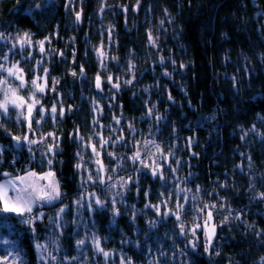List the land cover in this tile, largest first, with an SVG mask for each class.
I'll list each match as a JSON object with an SVG mask.
<instances>
[{
    "label": "trees",
    "instance_id": "16d2710c",
    "mask_svg": "<svg viewBox=\"0 0 264 264\" xmlns=\"http://www.w3.org/2000/svg\"><path fill=\"white\" fill-rule=\"evenodd\" d=\"M24 32L32 34L33 46H37L35 41L50 37L45 42L49 89L51 78H58L59 83L54 91L41 95V102L46 109L53 104L58 110L62 106L65 114H57L55 122L47 117L30 131L27 121L17 118V109L10 108L7 115L0 113V183L23 177L21 173L27 169L51 168L64 195L55 205L36 206L34 212L42 211L44 217L36 222L35 232L14 215L0 212V255L10 247L3 241H14L22 250L24 264H119L121 254L133 257L135 264H148L153 257L167 264H264L260 260L264 256V204L252 200L248 191L250 176L256 188L264 191V142L260 139L264 134L260 119L264 117V0H0V33L9 37L0 41V55L12 59L9 49ZM149 33L155 44L149 43ZM222 33H227V38ZM101 46L107 53L104 67L96 52ZM38 49L35 55L41 56ZM130 63L135 67L130 69ZM20 66L30 81L36 73L34 60L21 61ZM97 74L102 78L101 89L95 86ZM108 76L113 77L112 83L119 79V90L108 82ZM124 80L133 82L126 85ZM213 115L215 119H211ZM113 117H119L120 123ZM253 125L259 133L249 131ZM76 129L85 137L83 142L72 138ZM48 132L60 138L55 156L46 154L44 143L29 146L22 141L20 147L13 140L25 135L38 140ZM95 132L112 139L124 136L123 141L109 143L102 150L105 167L115 169L102 174L113 176L107 183L133 177L126 189L117 185L122 196L117 198L120 215L114 224L110 204L100 213L76 203L82 192L111 200L106 184L84 183L81 177L87 172L75 168L80 153L95 177V155L84 146L90 138L91 143L98 141L99 137L92 135ZM150 139L164 150L157 159L164 181L130 159L136 147ZM169 152L174 155L165 160ZM48 159H52L51 165ZM249 160L252 169L248 168ZM177 186L191 192L178 193ZM185 196L183 221L188 227L194 217L204 216L198 208L217 206L213 221L218 233L208 252L202 231H197L199 239L193 249L191 232L179 234L174 216H157L153 208L145 207L167 199V207L172 208L178 200L183 203ZM65 205L57 227L52 221ZM229 209L240 219L220 223ZM161 210H166L164 205ZM148 220L159 223L149 227ZM248 224H252L251 229ZM93 233L107 237L102 246L113 250L107 261L95 251ZM125 238L139 244L123 243ZM78 239L85 240L83 248L76 246ZM51 240L59 241L58 250ZM36 243L46 245L57 260L48 258L47 251L41 259ZM161 251L165 253L162 257ZM73 256L77 261L62 259Z\"/></svg>",
    "mask_w": 264,
    "mask_h": 264
},
{
    "label": "snow or ice",
    "instance_id": "6c2138e0",
    "mask_svg": "<svg viewBox=\"0 0 264 264\" xmlns=\"http://www.w3.org/2000/svg\"><path fill=\"white\" fill-rule=\"evenodd\" d=\"M139 2V0H138ZM103 9H101L102 11ZM80 13H76V20H80ZM163 23V21L161 22ZM9 37H7L4 33H0V41H6ZM16 44L12 45V49L16 48L17 44L20 46L21 49H23L25 46H32L34 41L32 38V34L29 32H24L22 35L17 36L16 38ZM50 41V37H44V39L35 41V44L39 46V52L42 54H47V49L45 48V42ZM155 39L152 37L151 33H149V43L155 44ZM12 49H9L10 51ZM51 51H56L55 49ZM0 52H2V48H0ZM98 57L101 59V67H104V59L107 58V53L104 52L103 46L96 49ZM59 55L63 56L64 53L61 51ZM264 59V56L261 57ZM8 55H0V60L3 61V63H0V73H6L7 75L0 79V93H2V98H0V113L7 114L9 112V108L14 109H20L18 119L20 117H23L27 121V126L30 131H33V125L34 124H40L42 121L45 120L46 116H51L53 122L57 119V114L60 117H63L65 114L64 108L61 106L59 110L57 109L56 104H53L50 109H46L41 102V100L38 98V94L45 93L46 90H55V85L59 83L58 78H51V84L52 87L49 89V69L47 67H44L42 69L43 75H36L31 78L30 81L25 79V73L24 69L20 67L19 61L11 64V66H8ZM112 59H117L116 57H112ZM165 58L160 57V60L163 61ZM37 66H41L44 61L38 60ZM173 64H175V61H172ZM135 65L130 63L129 68H134ZM181 67H184V65H181ZM84 73V68L81 66L80 68V74ZM72 75L75 77L77 76V72L73 71ZM165 75H170L169 73H165ZM8 77H12L15 80L19 81L18 85H12L9 83ZM135 77H133L134 79ZM233 79H235L233 77ZM107 80L109 83L112 84V87L116 90H119L120 88V82L117 78V82L112 83L113 77L108 76ZM132 80H124L123 83L126 85L132 84ZM31 85L30 88V95L25 97L24 95L20 94V90L24 89L26 86ZM95 86L97 89H101L102 86V78L99 74L95 77ZM147 91V89H145ZM169 99L171 100L172 97L169 96ZM154 107V106H153ZM69 111L71 108L68 109ZM98 111L102 112V109H97ZM152 112V109H148V113L150 114ZM34 113L39 115V119H35ZM163 117H158L157 119H162ZM113 119L116 121L117 124L120 123L119 117H113ZM262 121H264V117H260ZM95 123H99L98 120H94ZM2 127V125H0ZM128 128L131 131H135V128L129 124ZM255 125L249 131H254ZM112 132H115L116 129H111ZM95 137H99L98 141L96 143H91V138L89 139V143L84 145L85 147H90L92 150V153L95 155L96 159L94 163L96 164V173L95 177L92 172L88 171L85 168L84 163V157L77 153V156L79 157L80 162L76 163L75 168L77 170H80L82 168H85V171L87 172V176H82L81 179L84 183L87 182H99L101 185L107 186L108 190L115 189L117 187V184L121 189H126L128 187V184L130 181H132L133 177H120L118 181L114 183H107L113 181V176L108 175L104 176L103 173L107 171L115 172V169H107L103 163V160L101 159V153L102 150L107 147L109 143H117L119 141L124 140V136H118L115 139H112L111 136L105 138L102 133L95 132L92 134ZM247 135V133H245ZM52 139V143H47L48 139ZM73 139L79 140L83 142L85 140V137L80 134V130L76 129L74 130ZM13 140L16 141L17 145L22 147V141H26L29 146L33 144L38 143H44L46 144L47 153L52 154L53 156L56 155V150L60 148V138L56 135L55 132H48V133H42L40 135V138L38 140L30 139L27 135L25 136H14ZM192 140L189 139V143L191 144ZM144 145V151L140 147H136V150L133 152L131 156V160L135 162H139L144 169H148L153 177H159L160 179L164 177V173L162 171V165L157 162V159L159 158V155L163 154V149L159 144H156L154 141L145 140L141 142ZM97 144L99 145V150L97 147ZM152 145L155 148V152H152L151 150H148L147 146ZM2 150V149H0ZM31 150V148H29ZM108 156L115 157V153L108 152ZM174 155L173 152H169L167 155L164 156L165 160H167L168 156ZM243 155V154H242ZM143 156L147 157H155L156 159H153L150 163L146 162ZM47 163L51 165L53 163L52 159H48ZM177 163V161H176ZM172 171H176L175 168L172 169ZM4 175H10L8 173H5ZM16 179H19L22 183H28L29 188L31 189L30 192H27L25 189H21L20 192L17 194L15 198L8 197L6 195V186L4 184H0V202H2V207H0V212L5 214L14 215L19 223L28 225L29 230L32 232L36 231V222L40 221L44 217V213L42 211H36L34 212L35 206L41 204V202L49 203L51 204L54 201H58L61 199V197L64 195L61 189L60 181L56 177V173L49 170L48 172L43 173L42 175H38L35 172H29L24 177H18ZM40 180H47L48 183L41 185L39 183ZM31 181V183H29ZM224 187V185H221ZM199 191V189H197ZM107 195V193H105ZM145 196L148 195L147 192L144 193ZM163 195V193L161 194ZM264 195V194H262ZM88 196L90 197V200L88 202V208L93 211H99L100 213H103L106 209H108V205H111L110 211L112 212L113 216L120 215V209L116 207L117 200L115 197L122 196L121 192L117 191L116 195L113 196V198L109 201L107 199H101L100 196H98L96 193H88ZM84 197L81 196L79 199L76 200L77 205H81ZM183 203L179 200L176 202L175 206L172 208H168L167 204L169 201L167 199L161 200L160 204H146L145 207H151L155 210V214L157 216L161 217H169L174 216L175 222L178 223L179 226V234L183 235L186 232H191L192 236L194 237L193 241H191V247L193 249H196L197 243L196 240L199 239L197 236V231L200 230L203 232L204 236L206 237L207 243L205 244L204 250L205 252H208L213 247V240L216 237L217 234V224L213 223L214 215L213 212L216 209L215 204H205L202 207L198 208L197 211L200 213H204V216L202 219L193 218V222L190 227L186 226L183 221V214L187 211L185 208V204L188 201V197H183ZM195 199V197H193ZM121 202H123L121 200ZM95 205V207H94ZM161 205H164L166 210H161ZM67 205L64 207L59 208L57 212V219L53 220L52 222L59 227V220L61 218V214L65 212ZM220 207H223L221 205ZM7 218V217H5ZM135 218V214L133 216ZM51 219V218H50ZM159 223L157 220H151L149 221L150 226H156ZM107 237H101L96 235L95 233L91 236L92 245L97 253H100L104 258L105 261L108 260V258L113 254V250H105V248L102 246V243L104 240H106ZM5 245H9L10 247H5L3 250V254L0 255V264H24L23 257L21 255L22 250L19 249L14 241H3ZM51 243L57 247V250L59 248V241L58 240H51ZM76 246L78 248H83L85 246V240L84 239H78L76 240ZM123 243H133V244H139V242L136 241H128L124 240ZM36 249L40 250L41 259L45 258V252L47 251V246L37 243L35 245ZM165 253L161 251L160 256H164ZM216 255H219V253H216ZM47 257L50 258L53 261L57 260V257L52 254V252L47 251ZM64 260L69 261H77L78 257H63ZM119 264H135L133 257L127 256L126 254H121L118 257ZM154 264H167V262H162L159 259H155Z\"/></svg>",
    "mask_w": 264,
    "mask_h": 264
},
{
    "label": "rangeland",
    "instance_id": "374dc122",
    "mask_svg": "<svg viewBox=\"0 0 264 264\" xmlns=\"http://www.w3.org/2000/svg\"><path fill=\"white\" fill-rule=\"evenodd\" d=\"M14 44H16V42L14 43ZM13 45V44H12ZM39 46L37 45L36 47H33L32 48V50L33 51H35L36 52V50H37V48H38ZM10 49H12V46H11V48ZM36 49V50H35ZM9 52L10 53H12V59H8V62H7V64H8V66H11V64H13V63H15V62H17V61H19V64H20V62L21 61H24V60H30V61H33L34 60V68H35V75L34 76H36V75H43V72L42 71H40L41 70V68H44V66H45V60H48L49 59V54H46V55H41V56H36L35 55V52H30V53H27L26 51H25V49L23 48V49H21L20 47H18V46H16V48H14V49H12L11 51L9 50ZM19 55V56H21V58L20 59H14V56H16V55ZM28 54V55H27ZM43 59V61H44V63L41 65V66H37V61L38 60H42ZM21 68H23V66H20ZM46 67V66H45ZM7 74L5 73V75L4 76H1V74H0V79H3L5 76H6ZM25 79H26V77H25ZM8 80H9V83H11L12 85H18L19 84V81H17V80H15L14 78H12V77H8ZM29 88H31V85L29 84L28 86H26L24 89H21L20 90V94L21 95H24L25 97H27V96H29L30 95V89ZM25 90H27L28 92H27V95H25L23 92L25 91ZM44 94V93H43ZM47 94V93H46ZM46 94H44V96L46 95ZM42 94H38V98L41 100V98L42 97H44V96H41ZM0 98H2V93H0ZM45 107V106H44ZM11 108V107H10ZM9 108V109H10ZM46 108V107H45ZM21 110L20 109H17V112L19 113ZM8 114V113H7ZM7 114H5V115H7ZM34 115V117H35V119H39V115H37L36 113H34L33 114ZM47 117H51L50 115L49 116H46V118ZM23 118V117H22ZM45 118V119H46ZM52 118V117H51ZM43 122V121H42ZM42 122L40 123V124H35V125H41L42 124ZM151 141H153V140H151ZM156 144H158L157 142H155ZM160 145V144H159ZM141 149H142V151H144L145 149H144V145L142 144V143H140V146H139ZM147 148H148V150H151L152 152H155V148L152 146V145H148L147 146ZM99 150V149H98ZM96 158V157H95ZM142 158H144L145 159V161L146 162H151L153 159H156L155 157H147V156H143ZM85 163V162H84ZM137 164H140L139 162H137ZM85 168L89 171L90 170V168H89V166L85 163ZM85 168H83L84 170H85ZM49 170H51V171H53L51 168H48L47 170H42V171H37V170H35V169H27L26 171H24V172H22L21 174H24L23 175V177L24 176H26V174L27 173H29V172H35V173H37L38 175H42L43 173H45V172H48ZM54 172V171H53ZM91 172V171H90ZM104 174V173H103ZM131 176V175H130ZM56 177H57V175H56ZM134 178H137V176L136 177H134ZM57 179H58V177H57ZM59 180V179H58ZM133 180V179H132ZM29 183H31V181L29 182ZM39 183L41 184V185H43V184H46V183H48V181L47 180H40L39 181ZM130 183H131V181L129 182V184L128 185H130ZM0 184H4L5 186H6V195L8 196V197H11V198H15L16 196H17V194L20 192V190L21 189H25L27 192H30L31 191V189L29 188V184L28 183H22L19 179H13V180H9V181H1V183ZM118 185V184H117ZM119 186V185H118ZM84 190V189H83ZM123 190V189H122ZM115 191H119L120 192V189L117 187V188H115ZM88 193H91V192H85V193H81V196H83L84 197V199H83V201H82V203H81V205H78L80 208H82V209H84L85 207H88L87 205H88V202H89V200H90V197L88 196ZM108 195H109V197H110V199H112L113 198V196L111 195V194H109L108 193ZM80 196V197H81ZM119 196H117L116 197V200H117V198H118ZM79 199V198H78ZM60 200H58V201H54V202H52L51 204H49V203H44V202H42V203H44L46 206H51V205H55V204H57L58 202H59ZM95 206V205H94ZM61 207H64V206H61ZM60 207V208H61ZM35 208H36V206H35ZM34 208V209H35ZM66 209H67V207H66ZM65 209V210H66ZM76 211H78V210H76ZM78 212H81V213H83V211H78ZM37 244V243H36ZM40 251V250H39Z\"/></svg>",
    "mask_w": 264,
    "mask_h": 264
},
{
    "label": "clouds",
    "instance_id": "9594fccd",
    "mask_svg": "<svg viewBox=\"0 0 264 264\" xmlns=\"http://www.w3.org/2000/svg\"><path fill=\"white\" fill-rule=\"evenodd\" d=\"M222 37L223 38H227V33H222ZM254 99H255V97H254ZM211 119H215V115H213L211 117ZM254 131L259 133V130L256 129V128L254 129ZM260 139H261L262 142H264V134H260ZM179 163H180V160L177 159V165H179ZM253 167H254L253 163L251 162V160H249L248 168L249 169H252ZM165 179H166L165 176L161 178L162 181H164ZM226 186L227 185L225 184L224 187H226ZM176 191L178 193L179 192H185V193H187V192H191V189L190 188L189 189H184V188H180V187L177 186ZM248 191L251 193V197L250 198L252 200H254V201H260L261 204H264V195H262V194H264V191H259L256 188V184H255V182H254V180H253V178L251 176H250V183L248 185ZM116 192L117 191H115V189L108 190V193L111 194L112 196H115L116 195ZM112 217H113V219H112L111 223L114 224L115 223V217L116 216H113V214H112ZM239 219H240V216L239 215L233 216L232 215V211L229 209L228 212H227V214L224 215L223 218L221 219L220 223L225 224V223H228L230 220H239ZM149 221H151V220H148V225H149ZM133 223H135V218H133ZM156 226H154V227H156ZM247 226H248L249 229L252 228V224H248ZM149 227H153V226H150L149 225ZM193 239H194V237H193ZM125 240H128V239L125 238ZM260 260L262 262H264V256H261L260 257ZM154 261H155V257H153L152 259H150L148 261V264H154ZM237 264H239V262H237Z\"/></svg>",
    "mask_w": 264,
    "mask_h": 264
},
{
    "label": "flooded vegetation",
    "instance_id": "af4514ba",
    "mask_svg": "<svg viewBox=\"0 0 264 264\" xmlns=\"http://www.w3.org/2000/svg\"><path fill=\"white\" fill-rule=\"evenodd\" d=\"M33 47H36V46H33V45H32V46H28V47H26V48H24V49H25V50L28 49L29 53H30V52H35V51L32 50ZM35 50H36V49H35Z\"/></svg>",
    "mask_w": 264,
    "mask_h": 264
},
{
    "label": "water",
    "instance_id": "95a60500",
    "mask_svg": "<svg viewBox=\"0 0 264 264\" xmlns=\"http://www.w3.org/2000/svg\"><path fill=\"white\" fill-rule=\"evenodd\" d=\"M25 47H28V46H25ZM38 54H39V55H42V53L39 52V49H38ZM213 223H214V221H213ZM217 233H218V227H217ZM216 237H217V234H216ZM216 237L214 238V240L216 239ZM214 240H213V241H214Z\"/></svg>",
    "mask_w": 264,
    "mask_h": 264
}]
</instances>
